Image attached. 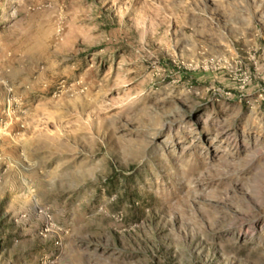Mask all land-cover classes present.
Wrapping results in <instances>:
<instances>
[{
  "label": "rangeland",
  "instance_id": "374dc122",
  "mask_svg": "<svg viewBox=\"0 0 264 264\" xmlns=\"http://www.w3.org/2000/svg\"><path fill=\"white\" fill-rule=\"evenodd\" d=\"M0 264H264V0H0Z\"/></svg>",
  "mask_w": 264,
  "mask_h": 264
},
{
  "label": "trees",
  "instance_id": "16d2710c",
  "mask_svg": "<svg viewBox=\"0 0 264 264\" xmlns=\"http://www.w3.org/2000/svg\"><path fill=\"white\" fill-rule=\"evenodd\" d=\"M7 247H8V243L5 245L0 244V252L2 251V249H6Z\"/></svg>",
  "mask_w": 264,
  "mask_h": 264
}]
</instances>
